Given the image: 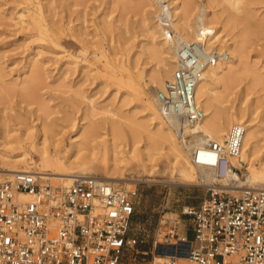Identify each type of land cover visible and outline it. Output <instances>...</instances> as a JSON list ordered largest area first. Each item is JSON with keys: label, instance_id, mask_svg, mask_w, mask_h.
Listing matches in <instances>:
<instances>
[{"label": "rangeland", "instance_id": "obj_1", "mask_svg": "<svg viewBox=\"0 0 264 264\" xmlns=\"http://www.w3.org/2000/svg\"><path fill=\"white\" fill-rule=\"evenodd\" d=\"M207 1L209 10L220 12L226 21L221 34L227 41L240 44L241 39L243 43L242 61L235 63V81L221 108L254 111L256 123L263 127L264 133V30L261 26H264V0H242L240 11L224 0ZM137 4L139 0H0V153L19 157L27 151L24 156L36 157L30 144L38 139L40 131L54 129L58 133L59 130L68 139L73 134L74 123L87 126L91 118L102 126L99 136H95L97 140L109 138V128L119 127L121 132L114 137L116 145H120L118 149L141 146L149 141L143 129L147 119L139 98L155 94L156 89L145 81L148 82L149 74L156 71L158 64L148 53L150 21L147 22ZM36 8L44 25L40 31L19 18L22 13L27 19ZM243 9L251 13L252 20L247 18L248 21L254 20L257 25L242 21L244 15L239 14L245 12ZM152 17L155 20L156 13ZM140 70L145 78L138 80L133 73ZM262 131L260 137L264 138ZM263 138L260 144L264 143ZM154 149L164 152L158 147ZM156 152L159 158L147 162L149 165L144 170L138 155L130 159V154H124L120 165L124 181L140 179L126 185L121 183L137 191L129 232L138 240L135 249L123 256L121 264H154L153 244L159 221L176 218L183 227L188 219L183 210L196 205L206 195L205 189L196 185L195 168L190 182H181L170 164L163 162L165 157ZM98 166L95 172L102 175V164L98 162ZM245 172L243 166L239 174L243 176ZM7 176L0 174V180ZM45 182L61 185L58 179L45 178Z\"/></svg>", "mask_w": 264, "mask_h": 264}, {"label": "built area", "instance_id": "obj_2", "mask_svg": "<svg viewBox=\"0 0 264 264\" xmlns=\"http://www.w3.org/2000/svg\"><path fill=\"white\" fill-rule=\"evenodd\" d=\"M160 22L176 57L171 76L156 91L160 110L179 120L177 139L191 163L215 174L211 182L198 175L196 185L206 195L183 210V227L176 218L159 221L153 263L159 256V264H264V187L221 183L243 168L245 125L232 124L221 140L204 135L200 144H190L204 115L196 84L228 52L202 41L177 44L170 14H160ZM136 194L90 176L61 186L36 172H13L0 180V264H121L138 244L129 232Z\"/></svg>", "mask_w": 264, "mask_h": 264}, {"label": "bare ground", "instance_id": "obj_3", "mask_svg": "<svg viewBox=\"0 0 264 264\" xmlns=\"http://www.w3.org/2000/svg\"><path fill=\"white\" fill-rule=\"evenodd\" d=\"M224 1L226 4H230L229 6H233V8L235 7L237 9L241 4H243L240 3L242 0ZM137 5L140 11H144L147 22L150 21L148 30L151 44L148 49V53L150 57L156 60L158 68L152 74H149L148 82L145 81V84L150 83L151 87L156 89V91L162 87L161 83L163 84V80L171 76V70L173 71L175 68L176 58L175 49L171 46L170 41L165 37L164 29L160 22V14H170L177 44H181L183 42L202 41L208 47H219L228 52V57L224 61L206 68L196 84L195 97L198 104L203 109L204 115L196 127V130L200 131V133L193 136L190 144L191 146L200 144L204 135L209 136V139L212 140H221L232 124L243 123L245 125V132L242 141L241 157L244 161L243 166H245L246 172L243 176H241L232 170L228 172L223 179H221V183L234 184L239 188L245 186L264 187V143L260 144V141L263 138L260 137L263 127H260L258 125L259 123H256L257 121L254 111L238 107H235L233 110L225 108L222 110L221 108V104L226 102L225 99L227 100L228 89L235 81V63L237 61H242L241 58H243L241 39L240 44L235 40L232 42L227 41L228 39L221 34V31L223 30L222 27L224 28V26H226V21L224 22V19L221 18L220 12L219 14L218 12H214L215 9L213 12L209 10V2L207 0H199V2H196V0H139V4ZM244 11L245 12H242L244 14H239V16L244 15L242 17L243 20L237 16L240 18L239 21L242 20L246 23L248 22L252 24L254 20L252 22L248 21V19H251V13L246 10ZM155 13L157 18L153 20L152 16ZM24 17L25 15L22 13L19 14L21 21L26 22L27 20V23L29 22L30 25L34 26L39 31L44 29L41 12L38 8L31 10L27 19ZM233 19L236 21V17L233 16ZM233 19L232 23H235ZM244 19H247V21ZM218 23H220V26L216 25ZM239 23L242 24V22ZM246 23H244V25ZM261 23L262 21L258 22L259 25ZM253 24H255V22H253ZM255 25H257V23ZM259 25L257 27H259ZM261 26L264 30L263 24ZM47 28L48 27H46V29ZM244 29L245 30L243 31L245 34L246 28ZM248 31L250 30H247V32ZM258 32H260V30ZM248 35L249 32L245 34V36ZM142 73V70H140L133 74L136 75V79L138 78V80H141L144 77ZM138 83H140V81ZM156 91L155 94L147 96L144 95L142 89L141 93L144 97L142 95L140 98L138 97L142 102V108L145 112L143 113L147 119L144 121L145 126L143 124L144 132L148 137L146 139L149 140L147 143L137 147L132 146L130 148H124L123 150L118 149V146L120 147V145L118 144L117 146V142L115 143L114 141V137L117 136L116 134L121 132L118 131V126V128L115 126L109 128L110 137L107 135L109 138L104 136V134H101L102 137L106 138L97 140L95 139V136H99V131H101L99 129H101L102 126H100L98 120H92L91 118V121L89 119L90 123L87 126H84L86 124L83 125L81 123H74L72 129L73 134L68 136V139L64 137L65 134L59 133V130L58 133L55 132L54 129L40 131V136L37 137L38 135H36L38 139H34L35 141L33 140L32 144H30L31 148L36 153V157H33L32 155H29L28 157L24 156L28 153L27 151L22 152L20 156L18 155L19 157L0 153V170L5 171L0 174L11 175L15 171H32L38 173L43 178L51 180L58 179L61 181L62 186L69 185L75 176H90L97 180L111 181L116 184L125 183L126 185L130 183L129 181H139L140 179L131 178L124 181L125 177L122 175L120 170L123 167L120 165L121 162L124 161V154H130V159H134L138 155L141 161L140 166L144 170L145 166L148 164L147 162L155 160L156 157L159 158V155H155L156 150L154 149L158 147L159 149L164 150L162 154V151L160 152L159 150L160 156L165 157V161L163 162H166L168 165L170 164L172 169L177 172L181 182H187L192 179L194 177V172H196L195 170L198 172L197 177L200 174L207 181H213L215 174L214 169L196 167L191 163L189 150L181 145L177 139L176 128L179 125V120L173 115L164 116L162 114L158 99L156 98ZM92 115L93 112L89 114V116ZM140 123L141 122L139 121V124ZM133 124H135V122ZM183 128L186 132L190 131V127L187 125H183ZM135 131L136 129L132 132ZM108 132L105 134H108ZM135 134L139 135L138 133ZM262 134H264L263 131ZM159 152H156V154H159ZM99 159L100 161H98ZM97 161L102 164L100 167L101 172L103 173L102 175H98L95 172V168L99 167ZM184 210L186 211L187 207ZM161 261V257L156 256L154 264H159Z\"/></svg>", "mask_w": 264, "mask_h": 264}]
</instances>
